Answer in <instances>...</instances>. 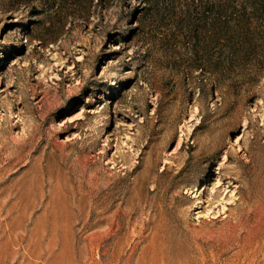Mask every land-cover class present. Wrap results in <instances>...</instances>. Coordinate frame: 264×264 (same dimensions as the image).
I'll return each mask as SVG.
<instances>
[{"label":"rangeland","instance_id":"obj_1","mask_svg":"<svg viewBox=\"0 0 264 264\" xmlns=\"http://www.w3.org/2000/svg\"><path fill=\"white\" fill-rule=\"evenodd\" d=\"M160 1L0 0V264H264V0Z\"/></svg>","mask_w":264,"mask_h":264},{"label":"trees","instance_id":"obj_2","mask_svg":"<svg viewBox=\"0 0 264 264\" xmlns=\"http://www.w3.org/2000/svg\"><path fill=\"white\" fill-rule=\"evenodd\" d=\"M228 1V0H227ZM163 6L171 9L172 12L179 10L182 14V19L180 21L184 23H193L195 22L201 26L203 25L208 18L206 16H199L198 19L192 18V11L198 8H203L206 6L210 10V13H223L224 9L227 6L226 0H212V3L206 4L204 0H161ZM193 24V25H194Z\"/></svg>","mask_w":264,"mask_h":264}]
</instances>
